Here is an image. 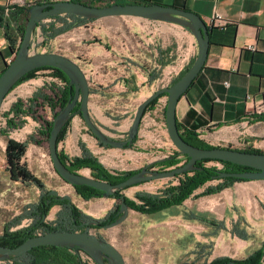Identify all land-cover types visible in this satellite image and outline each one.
Instances as JSON below:
<instances>
[{"label":"crops","instance_id":"0c3cea01","mask_svg":"<svg viewBox=\"0 0 264 264\" xmlns=\"http://www.w3.org/2000/svg\"><path fill=\"white\" fill-rule=\"evenodd\" d=\"M5 1L8 2L0 0V7ZM142 1L190 11L198 15L209 29L208 56L203 69L177 104V125L198 137L218 126H239L240 140L264 153V121L253 120L264 114V0ZM47 2L50 0H22L23 4L18 7ZM80 2L89 4L91 0ZM125 18L128 20L99 22L105 20L101 19L75 26L77 21L61 15L57 19L44 20L36 29L37 34L41 33L40 27H51L53 31L64 29L53 40L61 42L66 51L62 55L76 63L85 74L90 88L88 112L93 123L101 131L99 126L112 133L119 132V128L127 123L123 120V125L114 126L121 122L112 120L115 119L114 112L137 108L156 90L176 81L197 56V44L188 29L174 23ZM15 21L19 25L25 23L23 18ZM71 24L74 26L66 30ZM157 103L162 104L163 98ZM156 105L147 112L153 111ZM164 109L165 106L161 110L163 118ZM72 121L76 132L80 131L83 120L74 116ZM125 130L120 131L121 136H125L128 131ZM141 131L139 129L132 148H137L141 142L157 144L158 147L170 145L167 140H158V135L151 130L147 135H141ZM143 136L145 139L141 141ZM79 143L93 155L116 150L126 154L129 150H105L90 135H67L58 150L62 149L70 158L80 157ZM0 182L1 233L4 224L8 225L4 222V210L11 213L9 219L16 220L17 226L12 230L26 222L30 224L29 209L37 204L40 196L30 204L24 192L18 190L17 200L4 201V175ZM219 182L206 184L181 206L161 213L167 229L176 234L177 240L178 236L189 238L194 246L204 248L213 260H242L264 244L261 247L255 245L264 232V181L235 182L219 193L201 195L205 188L214 187ZM138 186L132 187L134 195L139 193ZM125 192L123 194L128 197ZM93 202L98 209L95 212L99 214L108 209V204H114V200L107 198ZM15 203L21 205L18 208L21 210L14 208ZM59 211L61 207L55 206L49 214Z\"/></svg>","mask_w":264,"mask_h":264},{"label":"rangeland","instance_id":"374dc122","mask_svg":"<svg viewBox=\"0 0 264 264\" xmlns=\"http://www.w3.org/2000/svg\"><path fill=\"white\" fill-rule=\"evenodd\" d=\"M2 4L3 5L0 8L3 9L4 12L0 14V53H2L3 55L2 57H0V69L2 68L1 62L3 61L6 65H8L10 61H12L16 53L15 52L11 56H8L6 54V51L9 47V43L5 36L6 25L10 27L9 35L12 39L15 40L14 43L18 47L20 43V36L17 35L16 31L18 27L23 26L22 23L19 25V22L15 20L12 21V18L10 17L9 13L5 12V7H12L14 5H12L10 2L7 3V1H5V3L2 2ZM112 20L126 21L128 20V18L117 17L101 20L99 22ZM109 30L110 32L113 31L112 28ZM1 41L3 42L1 43ZM44 41L45 40L41 36V33L37 34L35 30L33 34V39L31 41V53H54L60 55L66 53L60 41L53 39L46 42ZM61 85L62 83L53 75L52 72L41 71L35 74L34 78H32L31 80L24 82L12 89L4 100L0 115V179L2 178V175H4V191L6 192L4 194V201L17 200L18 196H16V193H18V190H20L21 192H24V197L31 201L30 204H33L38 200V195L40 196L41 194L40 189L36 187L33 182H31L33 180L24 183L12 177L11 168L8 166L6 157L7 145L10 141H12L15 143L26 145V151L24 157L21 160V165H24V167L30 174V177L41 181L42 185L44 186V190H56L61 196H70L71 204L80 212L81 215H84L85 217H88L91 220L95 219L100 221L103 220L107 214L114 210L115 206L117 205V202L114 200V204H108V209H106L104 212H101L100 214L96 213L95 211H98V209L95 208L97 205L93 201L96 199H102L107 197L95 198L89 201H84L82 198L76 195L72 186L66 184L56 174L48 153V141H41L38 137L35 136L38 129L42 127L43 123L36 122L30 117H21L15 120V123H18V125H20L19 127L12 129L7 128V122L11 120L14 121L13 114L10 112V109L14 103L19 100L22 102H26L34 95H51V87H60ZM162 104L157 103L153 111L146 112L144 114L139 129L142 130L141 135H147V132L151 130L154 135H158L156 137L158 140H167L170 143L169 146L161 144V146L158 147L157 144L149 145L147 143L145 144L141 142L137 148H130L127 151L128 153L126 154H121V152H118L116 150L111 151V153L105 152L100 155H93L88 149L85 148L84 145H81V143H79V146L84 147L94 158L97 159V161L107 171H109V173L113 175L135 172L149 163L164 159L172 155L177 150L172 145L167 135L165 120L161 116V110H163V107L166 106V97H163ZM136 110L137 108L128 107L125 109L118 110L121 113L114 112L112 114V116L115 118H112V120L121 121L120 123L114 126L123 125L125 122L123 120H127L126 125H123L119 128V132L112 133L111 131L103 128L102 126L99 127L102 129V132H106H103L106 136L113 135V137H108L110 140H123L125 136H121L122 132L120 131H124L125 129V131L129 130ZM33 113H35V116L37 118H40L41 121H52L53 113L46 107L45 104H41L40 106H38V108L35 107ZM107 116L110 117L109 114H107ZM19 121L22 122V124L19 123ZM238 127L239 126L229 128L218 126L214 130L211 129L209 131H206L205 133L200 135L198 139L201 140L205 145L213 148L229 149L236 151L251 148L247 145L246 142H242L240 140L242 135H240L241 129ZM67 135H90V137L93 138L92 134L88 131L84 122H81L80 131L76 132V127L72 119L60 143L65 140V137ZM30 136L33 139L41 141V144L37 145L33 142L28 141V137ZM144 139L145 138L143 136V138H141V141ZM26 142L28 144H26ZM97 144L99 145V143ZM107 149L116 148H105V150ZM122 150L124 149H121V151ZM58 152H61L69 160L73 159L70 158L69 155L65 154L62 149L58 150ZM184 163V159L181 158V162L177 166H180ZM209 166L213 165L209 164ZM152 169L162 171V169L159 167H154ZM86 171L88 172L85 175L84 173H86ZM78 173L91 177V172L89 169H82L78 171ZM173 182H175L173 179L151 181L139 185L136 190H138L139 193L153 194L159 190L164 189L166 186L172 184ZM37 190L39 191V194ZM125 191V194L128 196V198L130 200H134L135 189L130 188ZM77 197H79L80 200H78ZM20 206L21 205L18 203L14 204V208H16L17 210ZM89 213H93L94 216H92L93 214L91 215ZM183 213L186 214L185 211H183ZM9 216H11V213L7 210H4V222L8 223V225L4 224V227L9 226L8 228L10 232L27 227L29 225L26 222L25 224L21 225V227H17V229L12 230L14 227L17 226L15 225L16 220L9 219ZM57 216L61 218L65 217L62 214V211L56 212V214L51 213L48 216L47 222L50 224L54 223L56 221ZM163 217L164 216L162 213H158L153 216H144L136 213L133 210H130L126 221H124L119 226L110 229H91V233L97 235L102 240L112 244L122 254L125 260V264H210L208 262L210 260L212 261L213 259L208 256V252L204 251V248L194 246L192 244V241L187 237L185 238L178 236L179 240H177L176 234H172L170 230L167 229V225L164 223L165 218ZM1 228L2 226L0 224V233L2 230ZM263 242L264 232L263 236L256 241L255 245L257 244L259 247H261ZM178 246H180L179 250Z\"/></svg>","mask_w":264,"mask_h":264},{"label":"water","instance_id":"95a60500","mask_svg":"<svg viewBox=\"0 0 264 264\" xmlns=\"http://www.w3.org/2000/svg\"><path fill=\"white\" fill-rule=\"evenodd\" d=\"M68 14L79 16L86 20L132 17L174 23L188 29L195 38L197 56L192 65L173 84L156 90L137 107L131 126L125 133L126 139L124 141L110 140L93 123L88 112L89 84L85 74L76 63L60 54L31 53L32 35L38 25L50 17ZM28 15L19 48L12 61L0 74V115L6 96L26 74L41 68H54L61 71L68 78L70 85L74 88V95L69 97L65 108L53 119L52 129L48 138V153L54 171L66 184L72 187L87 186L101 191L104 197H110L117 190L132 188L151 181L173 179L178 175L192 171L195 164L202 160L227 162L253 170L242 173H219L218 177L220 179L234 178L244 181H264V153H243L221 148L200 149L185 142L178 130L176 122L177 104L203 69L208 56L209 29L198 15L190 11L158 4H113L97 7L68 1L31 5L28 9ZM161 95H166L165 125L167 135L175 149L188 158L184 164L168 170L158 171L150 168L152 162L123 182L112 185L78 172H71L61 162L57 144L58 136L61 129L72 118V111L77 105L79 106L81 119L97 142L110 148L124 149L133 145L147 106ZM48 194L71 202L70 196H61L56 190H51ZM129 211L130 209L126 203L121 201L118 212L120 217L114 222L102 226V229L119 226L126 221ZM91 226L100 227L101 225L98 220L92 219L81 224L82 232H53L28 238L16 248L0 246V263L10 258L23 256L37 247L54 246L70 249L78 248L91 258L95 264H125L122 254L112 244L91 233Z\"/></svg>","mask_w":264,"mask_h":264},{"label":"trees","instance_id":"16d2710c","mask_svg":"<svg viewBox=\"0 0 264 264\" xmlns=\"http://www.w3.org/2000/svg\"><path fill=\"white\" fill-rule=\"evenodd\" d=\"M58 1H68V2H76L82 3L80 0H50V2H58ZM88 6H97V7H105L110 6L113 4H143V5H150L149 2L142 1V0H91L89 4L82 3ZM31 6L23 5L21 7L12 6V7H5L8 9V13L12 18V21L15 19H24L25 23L22 27L17 28V35L20 36L19 40L23 37L25 24L28 20V9ZM4 12L3 9L0 8V14ZM1 16V15H0ZM71 21H77L75 26L83 25L87 22H92L94 20H86L82 17L75 16V15H64ZM51 19H57L59 16L50 17ZM1 22V17H0ZM40 24L38 25V27ZM73 24L69 25L66 30H69ZM42 36L44 37V42L53 39L56 35L63 32L60 31H53L51 27L47 29L44 27H40ZM10 34V27L6 25V39L9 43L8 50L6 54L8 56L13 55L17 50L18 46L14 43L15 40L11 38ZM20 44V43H19ZM2 53H0V57H2ZM2 68L0 69V74L5 70L6 64L2 61L1 62ZM187 70V69H186ZM41 71H49L52 72L53 75L62 83L59 87H51L50 93L51 95H34L26 102L17 101L14 103L10 109V112L13 114V120L7 122V128H17L20 125L15 123L17 118H25L30 117L36 122H42L43 125L40 129H38L36 133V137L39 138L41 141H48L50 131L53 125V119L59 112L65 108L68 103L69 97L74 95V88L70 85L68 78L59 70L54 68H41L34 70L28 74H26L16 85H20L24 82H27L34 78L35 74ZM183 75V74H182ZM175 82V81H174ZM173 82V83H174ZM172 83V84H173ZM14 87V88H15ZM13 88V89H14ZM166 97V95H161L157 99L150 102L147 106L146 111L151 110L157 104L158 100ZM45 104L46 107L53 113V118L51 122H44L41 121L40 118L35 116L33 110L35 107ZM144 113V114H145ZM74 116H79V106L77 105L72 111V118ZM71 118V119H72ZM81 118V117H80ZM71 119L66 123V125L61 129L57 144L62 141V138L66 132V129L71 121ZM164 119H165V109H164ZM254 121H264V114H260L253 118ZM22 124V122L19 121ZM178 126V125H177ZM178 130L182 139L187 142L188 144L200 148V149H213V147H209L205 145L201 140L198 139V135L194 132H188L186 129H181L178 126ZM90 132V131H89ZM137 137L134 139L133 145ZM28 141L33 142L37 145L41 144V141L33 139L31 136L28 137ZM99 143V142H98ZM26 144H28L26 142ZM100 146L105 148H110L107 146H103L99 143ZM125 147L124 149H130L133 147ZM82 154L80 157L73 158L69 160L65 157L61 152H59V157L61 162L68 168L71 172H78L82 169H89L91 172V177L108 182L112 185L118 184L129 178L131 175L135 174L139 170L130 173L124 174H111L107 171L98 161L94 158L84 147L80 146ZM26 145L19 144L10 141L6 148V157L8 166L11 168L12 177L16 180H20L21 182H27L33 180V184L38 187L41 191L39 200L37 204L32 206L29 209L28 218L31 220L30 224L27 227L18 229L16 231L10 232L9 226L3 228V232L0 235V246H4L7 248H16L21 245L24 241L28 238L45 235L53 232H82L83 228L81 224L84 222L91 220L84 215H81L80 212L71 204L64 199H60L54 196H50L48 194L49 191L44 190V186L42 185L41 181L30 177V174L24 167L21 165V160L25 155ZM243 153H262L258 150H254L251 148L238 150ZM181 158L184 159L186 162L188 158L186 156L181 155L178 151H175L172 155L155 161L152 163L150 168L159 167L164 170H168L174 168L181 162ZM212 164L213 166H209ZM217 165H220L221 168L219 169ZM253 171L250 168L242 167L238 165H234L227 162L221 161H211V160H202L195 164L194 169L192 171L186 172L184 174L178 175L173 180L176 182V185L169 184L164 189L157 191L155 194L149 193H137L134 195V200H130L126 197L123 192L127 189L117 190L113 193L112 196L107 197L109 199H113L117 202L114 210L106 215L103 220H100V227H91V229H101L102 226L114 222L117 218L120 217L119 215V203L124 201L130 210L135 211L138 214L144 216H153L158 213H161L164 210H167L172 207L181 206L184 201L189 199L194 195V193L198 190L206 186V184L212 181H220L214 187H207L201 193V195H212L219 193L221 190L227 188L228 186L232 185L235 182H245L244 180L234 179V178H222L218 177L219 173H242V172H250ZM144 184V183H142ZM141 185V184H139ZM138 186V185H137ZM77 196L82 198L84 201H89L95 198L104 197L101 191L96 189L87 187V186H75L73 187ZM55 206L61 207L62 214L65 216L61 218L57 216L56 221L54 223H48L47 217L51 211V209ZM88 257L83 251L78 248H61V247H54V246H42L37 247L29 251L23 256L18 258H10L7 261H4L0 264H95L93 261L85 259ZM264 263V244L262 247L247 258L242 260H235L230 258H221L217 259L210 264H262Z\"/></svg>","mask_w":264,"mask_h":264},{"label":"built area","instance_id":"2783aa9c","mask_svg":"<svg viewBox=\"0 0 264 264\" xmlns=\"http://www.w3.org/2000/svg\"><path fill=\"white\" fill-rule=\"evenodd\" d=\"M114 1V0H113ZM8 2H10L12 5H14V6H18V5H22L23 3H22V0H8ZM7 2V3H8ZM5 12L7 13L8 12V9L6 8V10H5ZM217 167L220 169L221 168V166L220 165H217ZM85 259H88V260H90V261H92V259L91 258H89V257H85Z\"/></svg>","mask_w":264,"mask_h":264},{"label":"flooded vegetation","instance_id":"af4514ba","mask_svg":"<svg viewBox=\"0 0 264 264\" xmlns=\"http://www.w3.org/2000/svg\"><path fill=\"white\" fill-rule=\"evenodd\" d=\"M126 139V136H125V138L123 139V140H120V141H124ZM129 189V188H128ZM91 227H95V226H91ZM102 229V228H101Z\"/></svg>","mask_w":264,"mask_h":264},{"label":"bare ground","instance_id":"6f19581e","mask_svg":"<svg viewBox=\"0 0 264 264\" xmlns=\"http://www.w3.org/2000/svg\"><path fill=\"white\" fill-rule=\"evenodd\" d=\"M88 171H86V173H84L85 175L87 174Z\"/></svg>","mask_w":264,"mask_h":264}]
</instances>
